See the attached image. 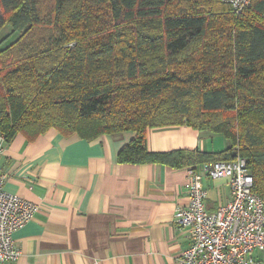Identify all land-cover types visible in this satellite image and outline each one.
Listing matches in <instances>:
<instances>
[{
    "label": "trees",
    "instance_id": "1",
    "mask_svg": "<svg viewBox=\"0 0 264 264\" xmlns=\"http://www.w3.org/2000/svg\"><path fill=\"white\" fill-rule=\"evenodd\" d=\"M0 134L86 140L126 131L120 163L247 161L264 198V0H0ZM18 38L10 42V39ZM8 43V44H7ZM187 125L228 150L151 153L147 131Z\"/></svg>",
    "mask_w": 264,
    "mask_h": 264
},
{
    "label": "crops",
    "instance_id": "2",
    "mask_svg": "<svg viewBox=\"0 0 264 264\" xmlns=\"http://www.w3.org/2000/svg\"><path fill=\"white\" fill-rule=\"evenodd\" d=\"M136 134L86 140L50 129L34 141L16 135L6 144L0 173L5 190L39 206L14 234L16 262L3 264H177L192 243L173 223L188 202V168L120 163ZM230 141L182 125L147 131L151 153L200 150L219 154ZM206 206L216 212L231 199L228 179L204 176Z\"/></svg>",
    "mask_w": 264,
    "mask_h": 264
},
{
    "label": "built area",
    "instance_id": "3",
    "mask_svg": "<svg viewBox=\"0 0 264 264\" xmlns=\"http://www.w3.org/2000/svg\"><path fill=\"white\" fill-rule=\"evenodd\" d=\"M237 13L252 0H223ZM6 138L0 134V160ZM228 179L231 199L216 212L206 206L207 192L201 180ZM7 177L0 173V264L16 262L20 251L14 234L26 226L39 206L5 190ZM247 161L219 160L188 168V202L176 209L173 223L190 230L192 243L177 264H264V198L253 191Z\"/></svg>",
    "mask_w": 264,
    "mask_h": 264
},
{
    "label": "rangeland",
    "instance_id": "4",
    "mask_svg": "<svg viewBox=\"0 0 264 264\" xmlns=\"http://www.w3.org/2000/svg\"><path fill=\"white\" fill-rule=\"evenodd\" d=\"M10 32H11V28L10 27H5L0 33V39H2L4 37H6L7 35H9ZM17 38H18V35H15L14 37H12L10 39V41L8 43L15 41Z\"/></svg>",
    "mask_w": 264,
    "mask_h": 264
},
{
    "label": "water",
    "instance_id": "5",
    "mask_svg": "<svg viewBox=\"0 0 264 264\" xmlns=\"http://www.w3.org/2000/svg\"><path fill=\"white\" fill-rule=\"evenodd\" d=\"M233 157H234V158H236V157H237V154H236V153H234V154H233Z\"/></svg>",
    "mask_w": 264,
    "mask_h": 264
}]
</instances>
